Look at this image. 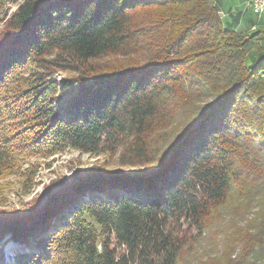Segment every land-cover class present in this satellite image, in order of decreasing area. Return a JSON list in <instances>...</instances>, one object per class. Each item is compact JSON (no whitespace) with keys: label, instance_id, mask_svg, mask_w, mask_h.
Masks as SVG:
<instances>
[{"label":"trees","instance_id":"obj_1","mask_svg":"<svg viewBox=\"0 0 264 264\" xmlns=\"http://www.w3.org/2000/svg\"><path fill=\"white\" fill-rule=\"evenodd\" d=\"M12 3L0 27V181H31L29 158L65 148L137 167L93 168L42 206L0 208V242L22 243L15 264L200 262L206 225L231 198L242 223L223 233L220 264H264V26L238 31L214 0L0 7ZM111 55L122 62H100Z\"/></svg>","mask_w":264,"mask_h":264},{"label":"rangeland","instance_id":"obj_2","mask_svg":"<svg viewBox=\"0 0 264 264\" xmlns=\"http://www.w3.org/2000/svg\"><path fill=\"white\" fill-rule=\"evenodd\" d=\"M247 3V2H246ZM11 7V9H10ZM15 7V4H7L0 7V27L4 23V10ZM247 7V8H246ZM245 8V9H244ZM239 9L246 10L244 13V21H254L246 30H256L264 26V21L261 19L264 14L257 16L250 8L244 5V1L240 4ZM219 13V12H218ZM222 18L223 15L219 14ZM247 25H241L240 28H245ZM249 26V25H248ZM241 31V29H237ZM123 58L117 55H111L100 59V62L108 64H119ZM70 72H57L56 78L63 75H69ZM181 115V112L177 117ZM28 164H34L35 172L31 181L27 180L26 175L9 176L5 180L0 181V208H18L28 209L31 206H42L48 198L47 192L59 191V183L70 181L72 175H84L93 168H105L107 171L115 170L119 173H128L134 171L137 167H130L120 163L119 156L116 154H100L91 155L86 153H79L76 150L65 148L58 153L45 157H31L27 160ZM28 176V175H27ZM229 199L228 202L218 212L213 214L205 228V235H203L194 253L200 258V262H194L193 258L183 255V261L190 264H220L227 252L226 247L229 240L224 245L223 233L229 232L232 225H239L242 223L239 216L235 213L233 207L237 203L236 200ZM216 214V215H215ZM3 240L0 242V248L3 245ZM225 246V251L223 247ZM225 252V253H224ZM193 252L191 254H194ZM190 254V255H191ZM187 256V257H186Z\"/></svg>","mask_w":264,"mask_h":264},{"label":"crops","instance_id":"obj_3","mask_svg":"<svg viewBox=\"0 0 264 264\" xmlns=\"http://www.w3.org/2000/svg\"><path fill=\"white\" fill-rule=\"evenodd\" d=\"M243 1L244 5L246 6V2L248 0H214L219 14L223 15L222 19L226 23L231 24L235 29H241L242 31L246 30L254 22L251 20L250 22L244 21L243 17L246 10L243 11L239 9L240 4H242ZM261 19L264 21V17H262ZM242 24L247 26H245V28H240Z\"/></svg>","mask_w":264,"mask_h":264},{"label":"built area","instance_id":"obj_4","mask_svg":"<svg viewBox=\"0 0 264 264\" xmlns=\"http://www.w3.org/2000/svg\"><path fill=\"white\" fill-rule=\"evenodd\" d=\"M246 5L257 16L264 14V0H248Z\"/></svg>","mask_w":264,"mask_h":264}]
</instances>
